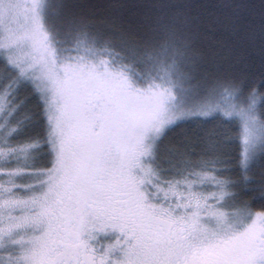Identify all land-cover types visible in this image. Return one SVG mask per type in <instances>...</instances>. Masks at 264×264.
<instances>
[{
	"label": "snow or ice",
	"instance_id": "1",
	"mask_svg": "<svg viewBox=\"0 0 264 264\" xmlns=\"http://www.w3.org/2000/svg\"><path fill=\"white\" fill-rule=\"evenodd\" d=\"M47 7L0 0V264H264V210H221L227 165L264 158V113L234 77L194 83L195 5L163 0L139 40L78 12L53 25ZM211 7L236 35L254 22L248 0ZM234 116L240 156L195 131L161 155L169 133Z\"/></svg>",
	"mask_w": 264,
	"mask_h": 264
},
{
	"label": "trees",
	"instance_id": "2",
	"mask_svg": "<svg viewBox=\"0 0 264 264\" xmlns=\"http://www.w3.org/2000/svg\"><path fill=\"white\" fill-rule=\"evenodd\" d=\"M163 0H47L46 17L53 25L63 24V17L69 12L83 13L97 24L105 26L113 20L121 22L128 30L129 38L139 40L144 33L145 26L155 16L154 9ZM195 5L193 14H199V19L192 30V45L194 55L198 58L199 66L194 69L195 82L203 83L213 81L220 76L234 77L236 82L244 85L245 95L255 88L257 89L254 112L257 119L264 113V88L259 87L264 83V37L261 35V0H248L250 4V21L247 27L240 29L239 35L233 33L231 27L225 24L223 17L211 6L223 2V0H189ZM66 5L61 8L60 5ZM218 11H222L219 10ZM18 102L25 101V109L20 115L30 116L36 110V101L31 94L21 89L17 93ZM225 103H235L225 100ZM229 119L228 123L223 122ZM181 136L180 131H183ZM177 129L166 137L175 148L181 146V142H187L185 137H190L195 131L200 138L204 131V142L218 145L217 152L220 155L230 154L232 158L240 156V143L242 137V124L238 116L221 119L198 127L193 130L190 127ZM227 158V157H225ZM232 171L226 172L225 177L236 182V188L228 189L227 193H234L235 199L224 198L230 209L234 205L247 204L253 212L264 210V201L259 197L264 195L259 191L248 193L246 189L259 188L264 183V158L257 145L256 155L251 163V169L247 173L236 171L237 165H227ZM242 179L255 181L253 184H244ZM226 193V196H227ZM233 211V210H232Z\"/></svg>",
	"mask_w": 264,
	"mask_h": 264
},
{
	"label": "rangeland",
	"instance_id": "3",
	"mask_svg": "<svg viewBox=\"0 0 264 264\" xmlns=\"http://www.w3.org/2000/svg\"><path fill=\"white\" fill-rule=\"evenodd\" d=\"M0 78H2V74H0ZM228 104V103H226ZM184 129L183 131H180L181 136H183L184 133ZM201 132V131H200ZM198 132V135H201L202 137H200L203 141H204V131L202 133ZM176 149L170 144L169 140L167 138H165L164 142L161 145V155L162 156H166L169 152L171 151H175ZM221 203L224 205V207L221 209L224 212H232L235 211L234 209H230V206L227 202H224V199L221 200ZM99 242L101 244H107L109 241L106 238L100 237L99 238Z\"/></svg>",
	"mask_w": 264,
	"mask_h": 264
}]
</instances>
